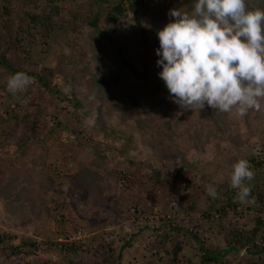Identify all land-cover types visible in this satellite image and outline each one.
<instances>
[{"label": "trees", "instance_id": "obj_1", "mask_svg": "<svg viewBox=\"0 0 264 264\" xmlns=\"http://www.w3.org/2000/svg\"><path fill=\"white\" fill-rule=\"evenodd\" d=\"M65 1L74 7L66 10L62 0H0V87L7 91L9 77L24 72L51 98L31 109L22 104L17 105V111L4 108L10 121L0 119V150L8 154L7 147L12 146L15 152L30 147H38V151L29 171L17 169L11 159L0 162V211L5 216V228L15 223L26 225L27 221L36 225L45 216L57 230L41 241L38 233L32 238L0 229V264H13L14 258L26 260L24 264H39L40 259L41 264H53L58 257L61 264H264V151L254 154L249 142L259 112L253 109L241 118L235 112H215L205 105L195 119H182L176 130L177 109L166 110L172 100L158 75L162 68L157 65V32L174 19L169 15L171 9L191 12L196 0H180L178 4L175 0ZM246 5L248 10H264V0H246ZM162 10L168 13L165 19ZM94 37L100 41H91ZM60 38L76 39L72 42L83 47L87 64L78 66L73 74L70 65L38 71L37 48L49 47ZM55 76L63 80V89L52 85ZM85 77L89 83L84 85ZM30 92V87L20 92L19 101L29 98ZM61 103L72 106L71 113L81 115L83 121L69 124L82 128L73 131L76 137L70 145L76 150L74 155L80 156L71 177L77 191L58 213L53 198L65 188L48 163L65 160L69 147L57 141L45 146L56 127L47 132L40 123L45 117L55 120ZM95 104L107 115L117 113L114 138L118 136L116 140L127 151L132 149L134 134L147 138L146 146L152 152L148 169L154 181L152 199L160 193L167 200L166 205L163 203L167 213L161 214L163 205H158L157 212L149 208L148 216L157 219L156 228L147 233L144 229L150 227V220L143 218V209L130 220L126 215L147 201L143 193H128L139 178L135 173L127 178L123 164L110 158L114 146L106 150L85 141L84 135L95 131L97 119L91 114ZM139 109L145 113L143 118L138 117ZM231 116L245 124L244 137L230 130L227 122ZM181 142L187 144L184 149ZM215 144L226 156L232 151L245 153L244 159L255 174L253 183L245 181L254 203L237 202L238 190L229 183L216 187V199L207 192L195 194L196 186L187 170L193 168V157L199 165L209 164ZM165 163L170 164L169 171ZM118 215L122 224L116 220ZM109 223L123 234L102 256L94 253L93 244L98 243L100 232H106L104 226ZM66 224L75 231L85 227L95 234L87 245L71 240L63 230ZM80 254L96 255V259L77 261Z\"/></svg>", "mask_w": 264, "mask_h": 264}, {"label": "rangeland", "instance_id": "obj_2", "mask_svg": "<svg viewBox=\"0 0 264 264\" xmlns=\"http://www.w3.org/2000/svg\"><path fill=\"white\" fill-rule=\"evenodd\" d=\"M152 2L154 0H151ZM178 4L180 0H175ZM61 6L63 8L67 9H72L74 5H72L69 2H66L65 0H62L60 2ZM161 16L165 19L168 16V13L165 12L164 10L161 11ZM129 18L133 17V14L129 13ZM76 40V39H72ZM66 41L64 38H60L57 41H53L49 47L47 46H40L36 50V55H37V66L36 69L38 71L44 70L46 71L47 69H53L55 66L59 65L62 67L69 66L71 73H75L77 70L78 66L84 68L85 64H87L88 61V56L84 54L83 47H80L75 42ZM91 41L98 42L100 41L97 39V37H94L91 39ZM88 78H83L82 81L85 83L88 82ZM3 84L5 83L3 80L1 81ZM53 84L57 86L60 90L63 89L64 87V82L63 80L55 76L53 78ZM41 88L38 87L36 84H33L30 86V94L29 98H25V100L22 99V102L19 100L21 93L18 92L15 95L9 93L8 91L3 90V87H0V119L2 121H5L6 119L10 121L9 116L5 115L4 113V108L5 109H12L14 108L15 111H17L19 104H22L24 107H28L29 109L32 108L33 105H36L37 103L44 102V99L47 101H50L51 98L48 97V94H44L43 92H40ZM102 94V91H100L99 95ZM169 95V93H168ZM169 97V96H168ZM49 99V100H48ZM58 109L55 112V116L53 120L51 117L50 118H44L41 121L42 128L45 129V131L49 132L51 127H56L52 131V134L49 135L48 140L45 141L46 144L45 146H49L52 144L53 141H57L60 144H68L69 149H67V155L68 157L65 158L62 162L55 163V162H50L48 163L49 165H52L55 168V171L57 172L59 176L60 181L62 182L63 188H65V191L60 194L54 195V206L57 207V212L62 213V207L65 204L71 203V198L72 194L77 191V188L74 187L71 183V177L72 174L74 173L78 159H80V156L74 155L76 150H73L70 145L73 143L75 140L76 135L73 133V131L79 132L82 130V128L76 129L72 128L69 124L75 121H83V118L81 115H74L72 114V106H68L65 103H61L58 105ZM62 109V110H61ZM177 109V112H176ZM167 112H176V126L175 129L178 130L180 129V121L182 119L188 120L189 118L191 120L195 119L194 117L197 116V113L203 112L205 110V107L202 110H186L182 109L180 106H178L176 103H170L168 104L167 107ZM259 112L258 114V120L256 121V125L253 127L254 130H252V137L249 139L250 145L253 146L254 148V154L262 150L264 151V100L261 101V108L257 110ZM71 113V114H70ZM91 114L97 119L95 123V131L86 133L84 135L85 141L90 144V145H95V146H101L103 149L105 148L106 150L109 147L114 146L116 150H113L112 156H110L113 161L120 162L122 165V169L125 170L126 176L131 177V173H135L136 178H139L137 181V185L133 186L132 188H128V193L130 194H137V193H143L146 197V202L145 206L142 208L141 207H136L135 211L130 210L126 212L127 219L130 220L131 215H137L143 209L145 211V216L143 218H147L150 220V227L148 229H144V231L147 233L152 229L156 228V219L157 217L155 216H148V211L149 208L153 207V212L159 211L158 205H163V203L166 205V199L158 193L157 199H152V193H153V176L149 174L148 169L150 166V161L152 152L147 148L146 146V141L147 138H143L138 134H134L132 136L133 139V144L132 149H128L129 151L126 150V146L123 147L122 144L117 141L116 139L118 136H115L113 134V128H118L115 126L116 124V118H117V113H112L110 115L105 114L103 111V107L99 106L98 104H95L93 109L91 110ZM139 118H143L144 111H139L137 112ZM229 125V128L233 133L241 134V136H245L246 134V128L245 124L241 121H238L235 116L229 117V120L227 122ZM57 125V126H56ZM174 129V130H175ZM131 130L133 131L134 128L131 126ZM83 138V139H84ZM180 148L184 149L187 144H184L181 142ZM87 147L86 145H84ZM14 147L8 146L7 147V153L5 154L3 151L0 150V162L2 161H9L8 159H11L12 162H14V165L17 167V169H21L22 171H29L30 165L32 164L31 162L36 158V154L38 151V147H30L28 149L22 150L20 152H15ZM215 150V155L212 161L207 164H201L197 163V158L193 157L192 162L193 168L187 170V176L191 178V183L192 185H195L196 187L193 186L195 189V194L198 195L201 192H206V188L209 184H211L213 187H218L222 184L229 183L230 186V173L232 170V165L236 162H238L240 159H244L245 153H237L236 151H232L230 155H223L220 154L218 145L215 144L214 146ZM61 155H64V152L61 153ZM11 156V158H10ZM59 156V155H57ZM56 158V156H53L52 159ZM73 157V158H71ZM67 159V160H66ZM31 161V162H30ZM59 162V160H58ZM73 162V163H72ZM64 163H66L64 165ZM56 164V166H55ZM166 164V171H169V163ZM67 166V170L65 171V167ZM65 171V172H64ZM126 180V179H125ZM125 180L123 181L124 184ZM254 179L250 181V183H253ZM80 192V191H78ZM123 201V200H122ZM153 201V202H151ZM158 202H161L159 204ZM158 203V204H156ZM164 207L161 209L160 212L161 214L167 213ZM181 206V205H180ZM116 210L120 209V204H115ZM1 209V208H0ZM3 211H0V229L1 230H7L10 233L16 234L18 236H23V237H32L34 238V233H38L37 239L44 241L48 237H50L52 234L56 233L57 230L55 231V223L53 221H46L45 216H43L42 221L39 222L38 224L34 225L30 223V221H27L26 225H16L14 224L13 227L7 226L5 228L4 224L5 221H3V216L1 213ZM27 214V213H25ZM130 214V215H129ZM140 216V215H139ZM169 216V215H168ZM68 217V216H67ZM138 218V217H137ZM117 222H120L122 224L123 220L121 217L116 219ZM106 227V232L109 233V235H106V232L101 231V239L98 241V243L93 244L94 247V253H99L100 255H106L107 253V248L110 247V243L113 241V244L117 241L118 237L122 236V231L120 228L114 227L113 224H105ZM63 230L67 234V237L69 236L71 240L83 242L84 244H89L90 237L94 235L95 233L93 230H87L85 227L78 228L76 231L71 229L68 224L64 225ZM60 232V230H59ZM112 246V245H111ZM224 244H220V247H223ZM113 247V246H112ZM243 252V251H242ZM42 258V257H38ZM60 258H55L52 260L53 264H61L60 263ZM96 259V255H91L87 256L86 254H80L78 258L76 259L77 261H85L86 263L91 262ZM15 261L17 262H22L24 264L26 260H20V258L13 259L11 262L15 264ZM43 259L39 260V264ZM122 262V261H121ZM5 264V263H4ZM9 264V263H6Z\"/></svg>", "mask_w": 264, "mask_h": 264}, {"label": "clouds", "instance_id": "obj_3", "mask_svg": "<svg viewBox=\"0 0 264 264\" xmlns=\"http://www.w3.org/2000/svg\"><path fill=\"white\" fill-rule=\"evenodd\" d=\"M174 19L157 32L164 82L173 103L182 109L205 105L244 117L264 100V10H248L246 0H196L191 12L171 9ZM34 78L24 72L9 77L7 91L26 92ZM250 162L232 165L230 187L241 204L255 202L245 181L254 179ZM207 195L217 198L211 184Z\"/></svg>", "mask_w": 264, "mask_h": 264}]
</instances>
